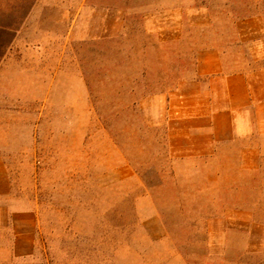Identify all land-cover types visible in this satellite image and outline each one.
I'll return each instance as SVG.
<instances>
[{"label":"rangeland","instance_id":"1","mask_svg":"<svg viewBox=\"0 0 264 264\" xmlns=\"http://www.w3.org/2000/svg\"><path fill=\"white\" fill-rule=\"evenodd\" d=\"M56 1L84 37L52 40L50 95L0 102V264H264V163L178 156L165 116L199 48L264 31V0Z\"/></svg>","mask_w":264,"mask_h":264},{"label":"crops","instance_id":"2","mask_svg":"<svg viewBox=\"0 0 264 264\" xmlns=\"http://www.w3.org/2000/svg\"><path fill=\"white\" fill-rule=\"evenodd\" d=\"M15 7L17 14L13 9L11 16H0V102L30 101L41 94L35 90L40 87L50 95L52 71L67 70L52 63V40L59 41L55 53L61 57L68 40L84 37L82 2L69 8L56 0H13ZM235 28V39L196 51L192 74L165 99L167 135L178 156L230 148L239 167L259 169L264 163V31L254 16L237 20ZM0 187L9 189L1 157Z\"/></svg>","mask_w":264,"mask_h":264}]
</instances>
